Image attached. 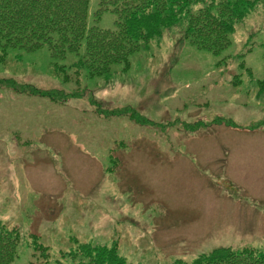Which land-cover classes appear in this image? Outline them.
<instances>
[{
	"label": "rangeland",
	"instance_id": "rangeland-1",
	"mask_svg": "<svg viewBox=\"0 0 264 264\" xmlns=\"http://www.w3.org/2000/svg\"><path fill=\"white\" fill-rule=\"evenodd\" d=\"M103 1L89 0L87 29L114 31L110 8L96 16ZM185 33V25L163 30L108 79L81 72L85 103L0 89V221L20 236L12 264H44V255L81 264L80 246L118 244L113 224L134 236L126 222L149 227L144 240L121 242L142 249L127 264H192L216 249L264 245V4L219 56L192 47ZM49 53L8 51L0 80L41 93L78 90L69 72L58 84V68L79 57ZM91 96L104 113L129 108L150 124L99 116ZM105 193L120 201L118 213L101 201Z\"/></svg>",
	"mask_w": 264,
	"mask_h": 264
},
{
	"label": "trees",
	"instance_id": "trees-1",
	"mask_svg": "<svg viewBox=\"0 0 264 264\" xmlns=\"http://www.w3.org/2000/svg\"><path fill=\"white\" fill-rule=\"evenodd\" d=\"M262 4L264 0H108L101 3L96 16L98 18L101 12L110 11V8L117 21L114 31H102L87 29L89 0H0V59L10 50L31 54L43 47L55 61H64L68 55L79 57L68 69L58 68L62 75L58 84L62 86L68 84V72L74 75L73 82L78 90L72 93L62 92L61 86L59 90L41 93L33 86L18 84L13 78L0 80V89L48 99L57 105L72 100L85 103L83 99L88 91L78 85L81 72L86 73L87 79H108L113 66L124 65L128 69L132 55L157 42L163 30L176 25H185V40L192 47L219 56L230 46L236 26ZM89 104L99 116H124L139 126L150 124L129 108L104 113L92 96ZM261 125L264 126V122ZM189 129L194 132L196 128ZM113 219L120 218L112 217L111 224ZM126 224L135 232V240H144L142 232L149 228L145 222L136 223L139 229L131 222ZM120 226L113 224V236L120 234L118 244L114 242L111 247L82 245L74 256H79L81 264H127L123 258L136 255L134 253L142 249L138 244H121L129 242V238L122 235L123 232L127 234V230L122 224ZM19 238L17 230H9L0 221V264L13 263ZM44 258V264H50L47 255ZM192 264H264V245L259 249L237 251L216 249L199 256Z\"/></svg>",
	"mask_w": 264,
	"mask_h": 264
},
{
	"label": "crops",
	"instance_id": "crops-1",
	"mask_svg": "<svg viewBox=\"0 0 264 264\" xmlns=\"http://www.w3.org/2000/svg\"><path fill=\"white\" fill-rule=\"evenodd\" d=\"M248 132V131H247ZM213 159H214V156H213ZM104 185V182H102V184L99 186L100 188L103 187ZM98 187V188H99ZM110 193H105L103 194V198L101 199V201L107 205V207H109L108 209H111V210H115L117 213L120 211L119 209V205H120V201L117 199L116 201L114 199H112V197L109 196ZM143 198L144 199H148L149 198V195L147 194H143ZM140 205V203H139ZM138 205V206H139ZM129 238V242H133V240H135L136 238L134 237H131L130 234L127 232L126 234Z\"/></svg>",
	"mask_w": 264,
	"mask_h": 264
}]
</instances>
